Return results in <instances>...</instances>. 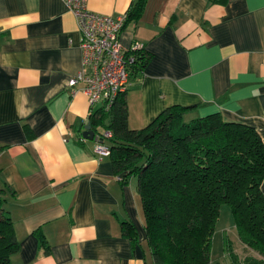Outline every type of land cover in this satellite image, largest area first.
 Returning a JSON list of instances; mask_svg holds the SVG:
<instances>
[{"label":"crops","instance_id":"0c3cea01","mask_svg":"<svg viewBox=\"0 0 264 264\" xmlns=\"http://www.w3.org/2000/svg\"><path fill=\"white\" fill-rule=\"evenodd\" d=\"M133 1L88 7L127 15ZM134 41L151 57L126 91L130 127L179 104L193 106L186 121L220 113L264 142V0H147L121 34L125 49ZM82 69L64 0H0V185L20 244L12 263L154 264L137 177L123 182L82 135L88 97L83 82L69 85Z\"/></svg>","mask_w":264,"mask_h":264},{"label":"trees","instance_id":"16d2710c","mask_svg":"<svg viewBox=\"0 0 264 264\" xmlns=\"http://www.w3.org/2000/svg\"><path fill=\"white\" fill-rule=\"evenodd\" d=\"M146 1H133L125 26L142 15ZM135 56L130 77L145 69L151 54L143 47ZM125 95L89 122L97 132L112 130L109 156L117 175L125 174L122 181L138 179L154 264H215L212 237L224 203L241 242L256 252L244 263L264 264V142L258 131L225 121L220 113L186 121L193 106L179 104L166 106L147 126L135 129L129 126ZM4 148L0 145V153ZM8 189L0 185V264H13L20 249L5 208ZM122 225L127 236L138 237L133 223ZM230 252L236 264L238 256Z\"/></svg>","mask_w":264,"mask_h":264},{"label":"built area","instance_id":"2783aa9c","mask_svg":"<svg viewBox=\"0 0 264 264\" xmlns=\"http://www.w3.org/2000/svg\"><path fill=\"white\" fill-rule=\"evenodd\" d=\"M75 15L80 33L83 69L69 79V85L83 82L88 97L90 116L100 109L110 110L120 94L131 85L129 65L135 52L143 48L134 41L129 49L121 43V34L127 21L126 14H107L88 7V0H64ZM110 129L95 131L94 151L102 159L109 156Z\"/></svg>","mask_w":264,"mask_h":264},{"label":"rangeland","instance_id":"374dc122","mask_svg":"<svg viewBox=\"0 0 264 264\" xmlns=\"http://www.w3.org/2000/svg\"><path fill=\"white\" fill-rule=\"evenodd\" d=\"M191 121V120H190ZM244 247V248H243ZM230 249L237 251L238 261L236 264H245L244 259L256 252L252 249L247 252L246 246L238 236L234 218L229 204L224 203L221 206L219 220L212 237L211 260L215 264H232Z\"/></svg>","mask_w":264,"mask_h":264},{"label":"water","instance_id":"95a60500","mask_svg":"<svg viewBox=\"0 0 264 264\" xmlns=\"http://www.w3.org/2000/svg\"><path fill=\"white\" fill-rule=\"evenodd\" d=\"M82 135L87 138V139H91L93 140L95 138V130L92 128L91 123L88 122L85 126H84V130ZM125 174L121 173L120 177H123Z\"/></svg>","mask_w":264,"mask_h":264}]
</instances>
